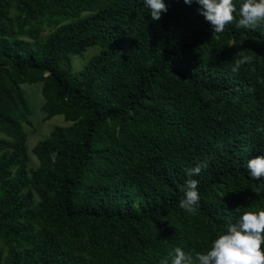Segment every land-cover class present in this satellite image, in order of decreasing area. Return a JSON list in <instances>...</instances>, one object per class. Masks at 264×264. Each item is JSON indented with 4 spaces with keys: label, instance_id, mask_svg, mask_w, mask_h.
Returning <instances> with one entry per match:
<instances>
[{
    "label": "trees",
    "instance_id": "obj_1",
    "mask_svg": "<svg viewBox=\"0 0 264 264\" xmlns=\"http://www.w3.org/2000/svg\"><path fill=\"white\" fill-rule=\"evenodd\" d=\"M241 2L214 33L183 0H165L156 21L143 0H0V264L195 257L264 209L246 169L264 155V25L238 27ZM236 52L250 62L232 73ZM37 83L43 121L68 125L32 147L31 168L21 86ZM190 179L192 214L178 206Z\"/></svg>",
    "mask_w": 264,
    "mask_h": 264
},
{
    "label": "clouds",
    "instance_id": "obj_2",
    "mask_svg": "<svg viewBox=\"0 0 264 264\" xmlns=\"http://www.w3.org/2000/svg\"><path fill=\"white\" fill-rule=\"evenodd\" d=\"M195 2L198 14L209 23L212 32L221 33L234 20L237 12L234 0H183L185 5ZM143 6L153 21L159 20L167 11L165 0H143ZM264 25V0H242L238 9L237 26L251 29ZM235 64L231 68L236 73L240 67L250 62L248 56L235 54ZM54 159V156H53ZM208 167L206 159L199 160L186 169L189 176H197ZM248 177L258 182L255 194L264 191V155L248 159ZM198 181L190 179L182 187L179 207L192 214L199 207L200 194ZM241 208V207H238ZM264 209L241 212L238 218L229 223L222 234L215 238L205 252H197L195 257L181 247H175L159 264H264Z\"/></svg>",
    "mask_w": 264,
    "mask_h": 264
},
{
    "label": "rangeland",
    "instance_id": "obj_3",
    "mask_svg": "<svg viewBox=\"0 0 264 264\" xmlns=\"http://www.w3.org/2000/svg\"><path fill=\"white\" fill-rule=\"evenodd\" d=\"M98 52V48L91 47L86 50L81 56L71 57V64L73 72H79L87 62V60ZM21 89L24 93L25 99L31 110V126L24 125L25 131L28 135L26 145L28 147L30 162L29 167L34 168L37 166V159L30 152L32 147L40 140L47 138L51 130L56 126H67L61 116H56L49 121H43V114L41 111V106L43 103V98L41 96V84H23Z\"/></svg>",
    "mask_w": 264,
    "mask_h": 264
}]
</instances>
